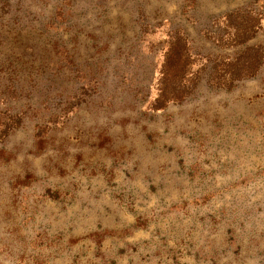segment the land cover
Returning a JSON list of instances; mask_svg holds the SVG:
<instances>
[{
	"label": "rangeland",
	"instance_id": "374dc122",
	"mask_svg": "<svg viewBox=\"0 0 264 264\" xmlns=\"http://www.w3.org/2000/svg\"><path fill=\"white\" fill-rule=\"evenodd\" d=\"M181 37L198 89L156 109ZM247 47L264 0H0V264H264V67L209 82Z\"/></svg>",
	"mask_w": 264,
	"mask_h": 264
},
{
	"label": "trees",
	"instance_id": "16d2710c",
	"mask_svg": "<svg viewBox=\"0 0 264 264\" xmlns=\"http://www.w3.org/2000/svg\"><path fill=\"white\" fill-rule=\"evenodd\" d=\"M247 10V9H246ZM244 9V11H246ZM247 12V11H246ZM249 13V12H248ZM227 19L239 20L240 25L234 26V39L231 41L233 44L231 45H243L246 44L250 39L254 38L256 32L258 31L256 23H258V17H245L241 16L240 11H232L227 12L223 15ZM239 17L248 18L246 20L241 19ZM181 31L178 29L174 32L176 37L179 35ZM180 37V36H179ZM230 45V46H231ZM186 38H179L176 40V43L172 44L170 50L165 55V65L163 66V78H162V86L160 89V93L156 100V109H166L170 104H179L182 103L187 98L192 97L195 94V91L198 89V84L200 82L199 74L188 76L190 74V55L188 53V49L186 52ZM225 71H222L221 75L223 82L216 80L215 77L211 79L209 82H215L218 87L226 88L228 90H232L236 87V83L239 81H246L249 79H253L259 75L260 71L264 67V54L262 53L259 47H247L243 50L237 57L231 59L229 61L222 60ZM188 76V77H187ZM17 129L21 123L20 120H17ZM12 128H6L2 133L3 139L10 135V132L13 131ZM138 189V187H135ZM227 188V187H226ZM239 188L237 183H233V189ZM134 188H122L120 197L127 202H130L133 210L139 207L138 203L145 199L146 194L141 189L136 190ZM228 189V188H227ZM47 189L43 194V203H53L60 202L63 196V193L59 192L57 189ZM220 189L218 190L221 192ZM154 191V190H150ZM212 192V193H210ZM208 191L206 193L197 195L194 200L198 202L200 205L207 204L211 198H215L217 196V191ZM151 193V192H150ZM141 196H144L143 198ZM199 196V197H198ZM167 210L175 209L178 210V205H170L167 206L166 203L161 201ZM185 206V205H184ZM160 213L158 217H160ZM140 217L139 220H141ZM150 224V223H149ZM147 221H145L144 226L149 227ZM104 232H107L106 230ZM109 232H112L111 230ZM106 234V233H103Z\"/></svg>",
	"mask_w": 264,
	"mask_h": 264
}]
</instances>
